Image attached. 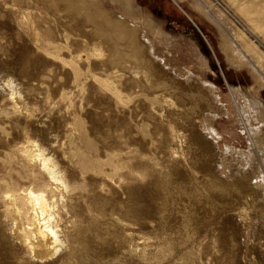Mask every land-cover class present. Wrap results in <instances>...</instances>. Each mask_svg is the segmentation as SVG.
Here are the masks:
<instances>
[{"label":"rangeland","instance_id":"rangeland-1","mask_svg":"<svg viewBox=\"0 0 264 264\" xmlns=\"http://www.w3.org/2000/svg\"><path fill=\"white\" fill-rule=\"evenodd\" d=\"M17 1L19 0H0V179L6 176L5 178L11 182L12 178L16 176V180L12 181V186L15 185V182H19L18 185H20L24 183L23 179L18 176L19 172L22 170L30 178L38 181L39 174L37 171L34 170V172L29 169L30 166L34 165L23 162L15 151V147L12 145L19 140V137H17L19 129H17V133L15 131L19 126V122H29L31 113L34 117V120L31 118V121L33 120L35 123L34 125L38 129H44V125L48 123L50 126H48L50 131L49 134L52 133V129L54 132L49 135L47 139L53 142L54 154L60 161V165L63 164L62 167L65 168V179L69 181V185L74 184L77 187L76 189L80 192V195L75 193V195H70L71 197L67 196L65 198L67 200L64 204L68 206L69 211L71 210L70 212H72L73 215L81 213L84 217V221H79V219L72 216L71 223L68 215H65L66 209H63V211L59 209L64 219V221L62 219L61 225L62 227L70 228L72 227L73 221L75 222L74 225H77L78 228H81L83 224L89 225V229L85 232V236L87 237L85 240L89 246H87V243L84 245L85 247L82 245L83 249L81 252H85L86 255L91 253L88 258H79L76 261L73 259H67V261L59 260L55 264H96L95 262H97V264H103V262H105V264L107 262L108 264H114V262L123 264H129L130 262V264H135L139 257L135 259L131 257L132 255H129V251L134 247L138 255H143L144 257H149L150 255L149 258L151 259L148 260L150 264H209V260L211 261L210 264H264V261H261L264 255V245L259 247V242L258 240L256 241V235L254 233L258 228L259 231L262 230L264 232V218L260 220L253 219L249 223L235 213L229 212V214L223 211L220 212V209H224L219 207L218 204V206H216L218 209H212L213 206L211 205V207L209 203L210 207H208V204H205L207 207L204 205L203 208L202 206L198 212H194L196 214L190 213V210L198 208L196 197L190 193L191 190L188 192L189 195L185 193L182 195V192L179 191L180 188L177 183V177H173L175 172L174 165L178 162L181 174L186 172V168L181 164L182 158L180 160H178L179 157H177L178 159L173 158V156L169 155L170 153H168V150L165 148L163 149L161 145L162 140H164L165 137L169 138L171 133L176 139L171 140L169 138V142H167L169 145L171 144L170 146L168 145L169 148L171 149L173 147L177 152L176 156L181 153L184 155L185 159L197 160L200 164L205 161L204 157H206L207 164L206 166L202 165V170L206 169L205 167H208L207 165L209 164L211 166L216 165L218 163H216V158H218L220 162H223V166L221 164L216 166V170L219 172L218 174L216 172V174L219 175V177L222 176V179L226 178L223 172H227L225 170H228V164L232 163L234 160L238 164L240 160L242 164L240 166L242 168H246L247 166L249 168L246 169V173H251L250 175L255 177L247 188L251 191H258L260 189L264 191V174L263 172H258L259 169L261 170L260 164L264 161V130L261 126L262 123L252 121V124L250 125L248 123V125L241 120L236 111L233 96L229 92V87L233 86L235 89H240L238 96L241 98L240 107L243 113H245L243 109V97L249 100L256 98L264 104V88L258 89L259 93L257 94L253 89L255 85L254 78H257L256 75L254 76L252 74L251 66L246 70L245 68L234 66V63L229 64L220 48L222 37L226 39L229 38L233 41L232 32L237 31L250 47L255 49L264 59V0H102L108 10L112 12L120 11L122 14H125V16L129 15L134 10H138L143 18L148 20L149 24L155 29L154 33H150L152 36H150V34L149 36L150 39H152L156 54L165 58L167 64H171L176 68V72L177 74L180 73V77H193L197 80L198 84L203 85V89L207 94L210 90L207 84H211L218 88V96H215L220 97L219 102L215 104L224 106L226 108V113L216 115L213 112H209L206 117L201 119V124L198 119L192 121L193 124H197L198 122V126H200L199 129H201V127H206L213 129L215 133L217 132V136L215 134V137L212 139L214 142V152L211 151L209 154H202V149L194 145L196 144V136L194 133L191 134L193 131L190 130L191 127L188 124L184 125L185 127L181 124L184 128L183 130L177 128L181 126L179 124L181 121L179 118L190 113L191 108L189 109V107H191V103L186 100L184 101L180 96L174 95L173 101L175 106L171 107V109H169L171 111H169L158 98L152 97L151 93L148 94L147 91L143 89L141 90L144 92L141 90L138 91L140 85L139 87L136 86L137 83L131 87L130 90L132 91H129V88L124 91L119 90L121 86L120 83L123 81L126 83L130 80L128 79L129 76H127L130 75L127 70H125L126 72L122 71L116 75L110 74V76H106L107 78L104 77V81L102 82H100L102 77L92 79L94 84H97L95 81H99V84H104L105 89L106 86L108 88L113 86L114 89L112 87L109 89L108 93L107 88V90L104 89L105 92H101L102 95H97L95 90L88 86H84L82 89L76 87L79 91L76 90L72 85V76L69 70L58 69L57 64H55L56 62L52 61V56H46L48 55L46 51L48 45L45 42L47 41L46 36L48 32L44 33V31L45 29L47 30L46 25L48 22L53 25V18L49 17L48 14L44 15L45 12H41L39 18L35 21V25H16L11 21L10 16H16L18 12L14 11L10 4L11 2L14 3ZM11 9L14 12L10 11ZM35 16L36 15L33 14L34 18ZM81 27H83V25ZM87 28L88 27H83L84 30L86 29L85 31H87ZM39 29H41V31ZM38 30L39 32H37ZM35 33H41L40 36L42 40L40 44L36 41L37 34ZM59 41L60 40H56V43ZM50 44L53 46L56 45L51 41ZM65 52L67 51L62 50L61 53L65 54ZM85 56L86 54L81 53L78 58L81 61L80 68H76L73 61L75 60L74 58L65 60V66L78 69V71L83 73L80 70L81 68L87 71V67L84 64L86 59ZM37 58H42L48 64L47 69L39 68L36 63ZM236 62H238V60ZM96 71H99V69ZM7 73L15 74L18 76L19 81L23 82H21L22 84H24V82L31 83L36 89L34 92H30L31 94L24 95L27 105L22 103L18 106H14V108L16 107L15 110L17 114L12 112L14 108L11 110L10 106L5 104L6 101L3 96V88H5L4 82L6 81ZM67 75L69 77H67ZM112 79H114L113 81L115 82H113ZM184 81L186 80L182 79V82ZM124 82L122 84H125ZM111 84L112 86H109ZM55 85H58V91L56 92L55 90L53 91L55 88L53 86ZM63 85H66L67 88L65 87V89L68 93L64 99L60 100L59 97L61 95L60 93H62L61 87ZM48 90L50 91L49 94L53 95L52 103L54 108L52 107L53 110L51 109V111L47 109V102L45 104L42 99ZM145 92L148 95L147 97ZM209 94L212 93L210 92ZM149 95L151 97H149ZM108 96H110V98ZM111 97L114 98V100ZM209 100L212 103L215 101L213 95H209ZM187 102L188 105H186ZM34 104L37 105V107ZM215 107L217 108V106ZM19 112L21 113L19 114ZM61 119L62 121H60ZM168 121L173 123L174 131L167 125ZM120 123L122 124L121 126ZM157 123L168 126L172 132L164 130L163 135L161 134L159 136L157 133L154 135L153 130ZM56 127L57 130H55ZM186 128L189 130H186ZM176 129H178L179 132ZM209 129H207V131H209ZM248 130H250V134ZM168 131L170 132L169 135L167 134ZM251 132L258 135L257 137L255 136V143L252 142L250 138ZM123 134H126V137H123ZM164 135L165 137H163ZM121 136L123 138H121ZM124 138H126L125 140L129 144L125 142ZM257 139H259V141ZM131 140L133 141L132 143H130ZM226 147L230 148L229 152L226 151ZM260 155L263 156L260 157ZM209 159H211V162L207 161ZM189 162L190 164L193 163L191 161ZM140 166L155 179L164 174L161 178L168 176L167 179L169 180L171 178L172 181L170 186L167 184L166 193L164 190H161L160 187L159 189L162 193L158 190V194L154 191L152 193V187L149 188V196H151L152 202L149 201L148 204H150L151 213H149L146 218H143L145 216L141 217V219L143 218L142 220H139L140 216L135 217L130 215L128 211H135L134 207L137 208L138 203L135 202L134 197V203L132 204L129 203L127 198L132 190L136 192L137 189L142 190L145 187L140 185L138 179L140 175L136 173V169ZM202 176H204L202 179L197 177L200 182L199 184H201V186L197 188L201 189L198 190L200 195H203L204 191L206 194L208 188L206 186L207 180L205 174ZM192 184L193 183L188 184L187 187L189 186L190 189H193V187L190 186ZM168 190H170V192ZM214 194L216 193H213V195ZM60 197L61 196L57 194V202H60ZM190 197L192 198L189 199ZM74 209L75 212L73 211ZM210 210L211 212L214 210V213H217L215 215L211 214ZM223 213L224 215H222ZM217 214L220 215L218 219ZM100 218L101 220H99ZM114 220H119L122 225L117 222H115V224L113 222ZM93 221L100 225H96ZM215 222L217 224L216 226ZM109 223L111 225H109ZM107 225L110 226L109 229ZM94 226L98 227L95 229L96 231H94ZM188 227H191L190 230ZM100 228L101 232L109 231V236L108 234L103 235L105 232L100 233L102 234L101 236L95 235L96 232H100ZM5 231H7L6 226ZM212 231L215 233H212ZM204 234L206 236V241L203 239L205 237ZM143 238H145L146 241ZM213 238H216L218 241H216L217 259L216 257L213 259V254L215 252L213 250L211 251V248L205 245L207 244V239L210 242ZM146 243H149V245H146ZM107 248L110 250L115 248L117 252L121 249L120 252L122 255L124 253L128 257L126 258V255L122 256L121 254H117L118 257L117 255L114 257L111 252L105 251ZM149 248L152 250H149ZM90 249L92 250L90 251ZM156 250L157 252L154 253ZM209 250L211 253H208L210 252ZM170 251L171 254L169 255ZM1 253L3 254V250L1 252L0 247V262L2 260V262L6 264L4 261L5 257ZM207 253L209 256H207ZM210 254L213 257H211ZM122 257H124V259L126 258V260ZM92 259H94V262ZM78 260L80 261L77 262ZM116 260H119V262H116Z\"/></svg>","mask_w":264,"mask_h":264},{"label":"bare ground","instance_id":"bare-ground-1","mask_svg":"<svg viewBox=\"0 0 264 264\" xmlns=\"http://www.w3.org/2000/svg\"><path fill=\"white\" fill-rule=\"evenodd\" d=\"M119 1H121V0H119ZM10 6L14 11L18 12V15H16V16L11 15L10 16L11 21L14 22L16 25H19V26L20 25H26V26L27 25H29V26L35 25V21H37L36 19L39 18V14L41 12H45L44 15L48 14L49 17L53 18V25H51L47 21L48 22L46 25L47 30L45 29V31H44V33L48 32L47 33L48 35L46 36L47 41L45 42L48 45L47 49H46L48 55H46V56H49V55L52 56V61L56 62L55 64H57L58 69L60 68L63 70L64 69L69 70V72L72 76V85L75 87L76 90L79 91V89H77L76 87L82 89L84 86H86V87L88 86V87H92L91 89L95 90L97 95L101 94V92H105V90H107L108 87L106 86V89H105L104 84H99V81L98 82L95 81L97 84H94L92 82V79L102 77V80H100V82H102V81H104V77L107 78L106 76H110V74L116 75V74L121 73L122 71L127 70V72L130 74V75H127V76H129L128 79H130V80L126 83L123 81L126 85L122 84L123 82L120 83L121 86L119 87V90L124 91V90L129 88L128 90L132 91V90H130L131 87H133V85H136L135 83H137L136 86L139 87V85H140V89H138V91L143 89L144 91L146 90L148 94L151 93L152 97L158 98V100L160 102H162L167 107V110H169V109H171V107L175 106L174 101H173L174 95H177L178 97L179 96L182 97L184 99V101L186 100L189 103H191V105H190L191 107L188 106L189 109L191 108V111L189 114H185V115H183V117L179 118V120H181L180 122L178 121L179 124L180 125L183 124V126L188 124L191 127L190 130L193 132L191 133V131H190V133L191 134L194 133V135L196 136V144H194V145L195 146L197 145L200 149H202V154H204V153L209 154V153H211V151H213V149H214L213 143L214 142L212 141V139L215 137L214 135L217 132L215 133L213 129H209L206 127H201V129H199L200 126H198V122H197V124L195 122H194L195 124H193L192 121H194L195 119H198L200 124H201V121H202L201 119L203 117H206L209 114V112H213L216 115H221V114L226 113V108L224 106H222V105L218 106L215 104V103L219 102V97H220V96L217 97L218 96V93H217L218 88L212 86L211 84L206 83L208 85V88L211 90V91L209 90V93L210 92L212 93V94H209V93L207 94L203 89V85L198 84L197 80H195L191 76H189L188 78H184V77L182 78V76L180 77L179 76L180 73L177 74L176 68H174L171 64H167V61L165 58L157 55L155 52V48H154L152 39H150V36H152L150 33H154L155 29L149 24L148 20L143 18V16L139 13L138 10H134L133 12L131 11L132 13L125 16V14H122L120 11L112 12V11L108 10L105 7L102 0H29V1L19 0V1L14 2V3L11 2ZM8 9H9V7H8ZM12 9L10 11L14 12ZM62 13H64V14H62ZM33 14L36 15L35 18L33 17ZM82 25H83V27H88L87 31H85L86 29L84 30L83 27H81ZM39 30L41 31V29H39ZM39 30L37 32H39ZM34 31H35V29H34ZM32 32H30V33H32ZM232 33H233V35H232L233 41L230 40L229 38H228L229 39L228 40L225 37H222V43L220 46L221 51L224 53V56H225V58L229 64L234 63L233 64L234 66H236L238 68H245L246 70H248V67L251 66L252 74L254 76L256 75V78H257V79L254 78L255 85L253 86V89L258 94L259 93L258 89L264 88V59L256 52L255 49L250 47V45L244 40V38L237 31H233ZM35 34H37L36 35V37H37L36 41H38V44H40L41 40H42V37L40 36L41 33H35ZM149 34H150V36H149ZM29 35H32V34H29ZM56 40H60L59 41L60 43L59 42L56 43ZM50 41L56 45L55 46L51 45ZM62 50L67 51V52H65L66 57H65V54L61 53ZM81 53L86 54V56H85L86 59H85L84 64L87 67V69H86L87 71H84L81 68L80 70L83 72V73H81L80 71H78V69L68 68L65 66V63H64L65 60L74 58L75 60H73V61L76 65V68L77 67L80 68L81 67V61L78 58H79ZM235 60L236 61L238 60V62H236ZM36 63L39 66V68L47 69V67H48V64L42 58H37ZM97 69H99V71H96ZM184 74H185V71H184ZM6 75H7V78H6V81L4 82L5 88H3V91H4L3 96H4L5 101H6L5 104L9 105L11 110L14 108V106H18L22 103H25V105H27L26 100L24 98V95L25 94L29 95V94H31L30 92H34L36 90L35 87L33 86V84H31V83L29 84L28 82H26V83L24 82V84H22L23 82L21 81L22 82L21 83L18 79V76H16L15 74H8L7 73ZM20 77H22V76H20ZM67 77H69V76L67 75ZM182 79H185L186 81L182 82ZM113 80L114 79H112V81ZM138 80H140V81H138ZM142 80H144V81H142ZM224 81L227 82L226 80H224ZM113 82H115V81H113ZM112 84L109 86H112ZM120 84H118V85H120ZM23 85H24V87H23ZM53 87H55L53 89V91L54 90H55V92L58 91L57 90L58 85H55ZM65 87H66V85H63L61 87L62 93H60L61 94L59 97L60 100L64 99L68 93L67 90L65 89ZM74 87H73V89H74ZM112 87L108 88L107 93L109 92V89H111ZM229 88H230L229 92L233 96V99H234L233 102H234L236 111L239 114V117L241 118V120L244 123H247V124L249 123L250 125L252 124V121L261 122L262 123L261 126L263 127V130H264V104L256 98L249 100V99H246L243 97V99H244L243 109L245 111V113H243L241 111V107H240V99L241 98L238 96L240 89H235L233 86H231ZM113 89H114V87H113ZM37 90H38V88H37ZM143 90H141V91H143ZM49 92L50 91L48 90L42 99L44 100L45 104L47 102V109H49L51 111L52 107L54 108L53 103H52V96L53 95H50ZM107 93H104V94L106 95ZM53 94H55V93H53ZM110 94H113V93H110ZM145 94H146V92H145ZM209 95H213V99L216 102L214 101L212 103L209 100ZM215 95H217V96H215ZM115 96H116V94H115ZM147 96L148 95L146 94V97ZM108 97L110 98V96H108ZM149 97H151V96L149 95ZM115 98H117V97H115ZM238 98H239V100H238ZM53 99H54V97H53ZM112 99L114 100V98H112ZM188 102L186 103V105H188ZM56 104H57V102H56ZM54 105H55V103H54ZM214 105L217 106V108ZM35 106L37 107V105H35ZM20 107H18V108H20ZM15 108L13 109L14 111H12L14 113H16ZM185 109H187V108H185ZM169 111H171V110H169ZM21 112H19V114ZM193 113H194V116H193ZM172 114H173V112H172ZM19 116H21V115H19ZM29 117H31L34 120L32 113L30 114ZM26 118H27V116H26ZM31 118L29 119V122L28 121H25V122L20 121L23 123L19 122V126L18 127L16 126L17 127L15 130L16 133H17V129H19L18 134H17V137H19L18 138L19 140L17 139L18 141L13 143L12 146L15 147V151L18 153V155L20 156V158L23 162H26L27 164L29 163L31 165H34V166H30V168L29 167L28 168L30 170H33V171L36 170L37 173L39 174V179H38V181H36L33 178H30L22 170L19 172L18 176H20L23 179L24 183H21L20 185H18L19 182H17V183L15 182V185L12 186V181L16 180L15 179L16 176L14 178H12L11 182L8 181L7 178H5L6 176L3 177L2 179H0V247H1V252L3 250V254L2 253L1 254L4 255V257H5L4 261L6 264H55L59 260L67 261V259H73L76 261L79 258H82V259L88 258L91 253L87 254L88 255L87 256L85 254V252H81V250L83 249L82 247L87 243L85 240L87 238L85 236V232L89 229V225L87 226V224H83L81 226V228L80 227L78 228L77 225H74L75 222L73 221L72 227H70V228L62 227L61 222L63 219V214L59 210V209H62V211H63V209H66L65 215H68L70 220L73 216L74 218L79 219V221L80 220L84 221V217L81 213L78 214L76 212L77 214L73 215V213L70 212L71 210L69 211L68 206L66 204H64V202L67 200V199H65L67 196H70L73 194L75 195V193L80 195V192L76 189L77 187L74 184L69 185V183H68L69 181H66L65 170H64L65 168L62 167V165H63L62 163H61L62 165H60V161L57 159V156L54 154L55 153V151L53 150L54 146H52L53 142H50L49 139H47V137L54 132L53 129H52V133L49 134L50 131L48 129V126H49L48 123H47V125H44L45 126L44 129H38L34 125L35 123L33 122V120L31 121ZM170 120H171V118H170ZM60 121H62V119ZM48 122H49V120H48ZM118 122H120V121H118ZM168 122H167V125L170 128H172V130L174 131L173 123H170V121H168ZM178 122H174V123H178ZM41 123H40V125H41ZM36 125H37V123H36ZM121 125L122 124L120 123V126ZM51 126H52V124H51ZM168 126L162 125L161 123H157L154 126L155 127L154 130L152 129L154 132V135L156 133L159 136L161 134L163 135L164 130H169L170 132H172L170 130V128H168ZM183 126L181 125V126H178L177 128H179L180 130L181 129L183 130L184 129ZM252 126H250V127H252ZM42 127H40V128H42ZM57 127L55 130H57ZM62 127H64V126H62ZM54 128H55V126H54ZM174 128H175V124H174ZM207 129H209V131H207ZM50 130H51V128H50ZM176 130L178 131V129H176ZM186 130H189V129L186 128ZM169 131L167 133L168 135L170 133ZM248 131L250 134V130H248ZM55 135H56V133H55ZM125 135L123 137H126ZM194 135H192V136H194ZM169 136H170L169 138L171 140L176 139V137H174V135H172L171 133ZM216 136H217V134H216ZM255 136L257 137L258 135L254 132H251L250 138L252 139V142H254V143L256 141ZM263 136H264V134H263ZM17 137H15V138H17ZM123 137L121 136V138H123ZM163 137H165V135ZM169 138L165 137L164 140H162L161 145H162L163 149L165 148L166 150H168V153H170L169 155L173 156V158L179 157V159L177 158L178 160H180L182 158L181 164H182V166H184V168H186L185 169L186 172L184 171L185 173L181 174V172L179 171L180 165L178 164L179 162L177 161L178 163H176V164L174 163L175 164L174 165L175 172L173 174L174 176L173 175L172 176L177 177V181H178L177 183H178V186L180 188L179 191L182 192V195H184L183 193H185L186 195L187 194L189 195L188 192H190V190H191L190 193H192V195L195 196L196 200H197L198 208L196 207L197 209L190 210V213L193 214L194 212H198V210H200L202 208V206L204 208V205L209 203L210 206L211 205L213 206V207L211 206L212 209H215V208L218 209V207H216V206L219 205V207L224 209V210L220 209L219 210L220 212L223 211L225 213H229V212L235 213L237 216L243 218L244 221H247L249 223L253 219L260 220V219L264 218V203H263L264 191H262L261 189L258 191H256V190L251 191L247 188V187H249V184L252 183L253 179L255 178V177L250 175L251 173L250 174L246 173V169H249L248 166L246 168H242L240 166V165H242L240 160H239L238 164L234 160L235 161V162L233 161L234 163L232 162V163L228 164V166H229L228 170H225L227 172H223V174H224V176H226V178L222 179L221 178L222 176L219 177V175H217L219 172L216 170V168H217L216 166L218 164L222 165V163H223V162H220L218 160V158H216V160H217L216 163L217 162L218 163L216 165H213L214 167L209 164V165H207L208 167H205L206 169L202 170L203 169L202 165L206 166V164H207L206 159H205L206 157H204L205 161H203L200 164L199 161H197L196 159H195L196 161H194L192 159L191 160L185 159L184 155H182L181 153H179V155L176 156L177 152L173 149V147L171 149L169 148V146L171 145V144L169 145V143H168ZM125 139L126 138H124V140ZM14 140H16V139H14ZM257 140L259 141V139H257ZM125 142L127 143L126 140H125ZM132 142L133 141L131 140L130 143H132ZM172 142H170V143H172ZM127 144H129V143H127ZM260 144H259V146L261 147ZM262 144H263V142H262ZM56 148H57V146H56ZM226 148H227L226 151L229 152L230 148H228V147H226ZM252 150H254V149H252ZM255 151L259 152L257 150H255ZM262 156L260 155V157H262ZM246 159H244V160H246ZM210 160L211 159H209L207 161H210ZM140 161H141V159H140ZM189 161L193 162V163H191L192 165L190 164ZM200 161H202V160H200ZM255 162H256V160H255ZM137 163H141V162H137ZM260 165H261V170L259 169L258 172L259 173L263 172V174H264V161H262V164H260ZM253 166H255V165H253ZM127 167H128V165H127ZM131 171H132V169H131ZM216 172H217V174H216ZM136 173H138L140 175V178H138L140 185H143L145 187L142 190L137 189L136 192L134 190H132L129 193V195L127 196L129 203H131V204L134 203V200H133V197H134L135 202L138 203V206H137V208L134 207L135 211L129 210L128 212H130L131 216H135V217L140 216L139 220H142L143 218H146L147 215H149V213H151V207H150V204H148V202L151 201V196H149V190H150L149 188L152 187V193L154 191L155 193L158 194L157 191L158 190L160 191V189L164 190L166 193V191H167L166 187L170 186V184H172L171 183L172 181H171V178L169 180L167 179L168 176L167 177L164 176L163 178H161L164 174L162 176L158 177L157 179H155L153 176L151 177L148 174V172H146L145 169H142L141 166L136 169ZM204 174H205L206 180H207L206 186L208 188H207L206 192L208 194L207 193L205 194V191H204L203 192L204 194L200 195L198 193L199 192L198 190L200 188L199 189H197V188L200 187L201 184H199L200 182L197 179V177H200L199 179H202L204 177L202 175H204ZM131 175H130V177H131ZM257 175H256V177H257ZM190 183H193L192 185H190L191 187H193V189L192 188L190 189L189 186L187 187V185ZM167 184H169V185L167 186ZM159 187H160V189H159ZM208 190H209V192H208ZM168 191L170 192V190H168ZM213 193H216V194L213 195ZM57 194H59V196H61L60 202H57V200H56ZM190 196H191V194H190ZM192 197H190L189 199H191ZM195 197H194V199H195ZM109 201H111V200H109ZM190 203H192V202H190ZM209 204H208V207H210ZM60 206H62V207H60ZM105 206H106V204H105ZM193 206H194V204H193ZM130 207H131V205H130ZM205 207H207V206L205 205ZM124 208H126V207H124ZM184 209H185V207H184ZM73 211L75 212V209ZM210 212H211V210H210ZM210 212H209V214H210ZM212 212H211V214H214V215L217 213V212L214 213L215 212L214 210H212ZM220 212H219V214H220ZM194 214H196V213H194ZM222 215H224V213ZM143 216H145V217H143ZM219 216L220 215L217 214V219ZM141 217H143V218L141 219ZM148 217H150V216H148ZM159 217H160V215H159ZM190 219H189V221H190ZM70 220H67V221H70ZM99 220H101V218ZM130 220H131V218H130ZM213 220H216V219H213ZM63 221H64V219H63ZM70 222L72 223V220ZM113 222L114 223L117 222L120 224L119 220H114ZM141 222H144V221H141ZM218 222H219V220H218ZM213 223H214V221H213ZM97 224H99V223H97ZM4 225L7 227V231H5ZM109 225H111V224L109 223ZM120 225H122V224H120ZM216 225L217 224L215 222V226ZM113 226H116V225H113ZM103 227H101V228H103ZM109 227L110 226H108V229H109ZM97 228L98 227H95L94 231H96L95 229H97ZM101 228L99 229V231L101 230ZM190 228H189V230H190ZM213 228H215V227H213ZM257 230H255V232L254 231L253 232L256 235V241L258 240V242H259V244H258V242H257V244L259 245V247H261V245L262 246L264 245V232L262 230H260V231L259 230L257 231ZM92 232H91V234H92ZM103 232H105V231H103ZM103 232H101V231L99 233L96 232L95 235L101 236L102 234H100V233H103ZM108 233H109V231L103 233V235L104 234L107 235ZM212 233H215V232L212 231ZM109 234H108V236H109ZM205 234H204V236H205ZM102 239H103V237H102ZM143 239H145V238H143ZM154 239H156V238H154ZM203 239H205V241H206V236ZM209 239H211V238H209ZM147 240H149V239H147ZM145 241H146V239H145ZM216 241H217L216 238H213L210 242L207 239V242H206L207 244H205L207 247L211 248V251L213 250L215 252V253L213 252L214 257L211 256V254H210V256L213 257V259L215 257L217 259V257H218L216 255V253H217ZM149 243H146V245L147 244L149 245ZM99 244H98V246H99ZM152 245H154V244H152ZM87 246H89L88 243H87ZM156 246H158V245H156ZM159 246H160V244H159ZM165 246H166V244H165ZM161 247H163V246H161ZM114 249L110 250L109 248H107L106 250L105 249H103V250H105L107 252H111V254L114 257H116L117 254L122 255V253L120 252L121 251L120 248H119L120 251H118V252L116 251V249L115 250ZM119 249H117V250H119ZM157 249H158V247H157ZM91 250L92 249H90V251ZM149 250H152V249L149 248ZM211 251L208 253H211ZM114 252H116V253H114ZM156 252H157V250L154 253H156ZM129 253H130L129 255H132L131 257H133L135 259L139 257L137 262H135V259H134L135 264H148L149 263L148 260L151 259V258H149L150 257L149 254H148L149 257H146V256L144 257L143 255H138L135 247L132 248L129 251ZM107 254H109V253H107ZM170 254H171V251L169 252V255ZM123 255H126V254L123 253ZM160 255L165 257L162 254H160ZM207 256H209V254ZM117 257H118V255H117ZM127 257L128 256L126 255V258ZM122 258L124 259V257H122ZM126 258L124 260H126ZM111 259H113V258H111ZM111 259H110V261H111ZM260 259H261V257H260ZM92 260L94 262V259H92ZM119 260H116V262L117 261L119 262ZM79 261L80 260H78L77 262H79ZM261 261H264V255L262 256ZM93 262H91V263H93ZM210 262L211 261L209 260V264H210ZM68 263H69V261H68ZM95 263L97 264V262H95ZM119 263L114 262V264H119ZM155 263H156V261H155ZM0 264H4V262H2V260H1ZM103 264H105V262H103ZM106 264H108V262ZM120 264H123V263H120ZM129 264H130V262H129Z\"/></svg>","mask_w":264,"mask_h":264}]
</instances>
